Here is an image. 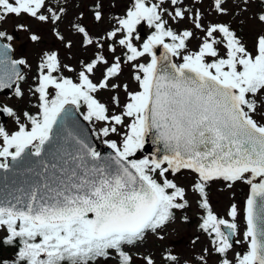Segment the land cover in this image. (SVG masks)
<instances>
[{"label": "snow or ice", "instance_id": "obj_1", "mask_svg": "<svg viewBox=\"0 0 264 264\" xmlns=\"http://www.w3.org/2000/svg\"><path fill=\"white\" fill-rule=\"evenodd\" d=\"M256 2L126 0L109 16L118 0H0V90L15 85L17 102L25 100L28 62L9 53L19 32L32 43L42 35L26 23L9 32V18L51 24L70 51L58 24L78 9L69 23L92 49L76 67L58 51L42 52L27 90L35 112L0 100V264H209L214 254L217 264H264V30L250 48L242 28L209 18L243 15ZM259 2L251 18L264 25ZM89 13L112 26L93 35L82 23ZM101 92L111 93L107 102ZM78 116L112 152L87 141ZM149 138L156 152L134 158ZM181 172L192 175L190 186L175 180ZM217 181L249 186L243 208L229 206L230 220L210 203ZM189 192L210 248L190 257L163 248L157 256L144 247L147 237L163 241L178 212L189 222Z\"/></svg>", "mask_w": 264, "mask_h": 264}, {"label": "rangeland", "instance_id": "obj_2", "mask_svg": "<svg viewBox=\"0 0 264 264\" xmlns=\"http://www.w3.org/2000/svg\"><path fill=\"white\" fill-rule=\"evenodd\" d=\"M63 3V0H60ZM52 3L55 5L57 0H52ZM76 3H79V0H76ZM119 7L114 9L112 13H109V16L119 15L124 11V4L126 0H118ZM261 5L259 0L256 3H253L248 12L243 15H234L232 17L229 16H221L215 17L210 16V19L219 20L220 22H230L233 28H242L241 35L244 40L248 43L251 48L252 41L256 35V33L264 30V25L259 24L256 20L252 19L253 13H256L260 10ZM78 11V9H72L68 13V17L58 24V30L62 35L65 36V42L71 40L73 43V47L69 51L64 47V44L56 39L53 35L51 24H40L35 20L21 18L18 20H13L9 18L8 22L4 25L5 28L8 29L9 32L12 31L13 23H26L29 24L33 31H37L42 35V40L40 43H32L27 40L28 33L19 32L16 41L14 42V54H18L19 58H24L27 60V66H22L24 71L25 80L21 87L25 90V100L17 102L14 99V96L6 97V95L0 96V100H3L5 103L9 105H17L20 108H24L27 106L29 111L35 112L36 109L31 105H35L37 101L30 97L27 90L34 85V77L37 75V65L40 61L41 55L43 51H58L60 53L61 59L64 62L71 64L73 67H76L77 59H85L87 60L92 55V49L89 48L84 50L81 45V37L76 34L75 30L72 28L69 21L75 22L76 17L73 15V12ZM242 22V23H241ZM82 23L87 25L91 30L93 35H96L98 32L103 29H107L112 26L109 20H105L101 24L95 23L91 14L89 13L85 18H83ZM187 22H182L181 27L186 26ZM196 41H192L190 47H194ZM119 54V52H118ZM14 56V55H13ZM21 56V57H20ZM65 75H72L65 71ZM99 75V74H98ZM122 81L128 82L130 81V72L125 71L124 75L121 77ZM134 88L135 85L133 84ZM1 95V94H0ZM111 96L110 92H101L100 97L105 102L108 101ZM123 93H121V100L123 101ZM31 100V105H27V101ZM7 126L9 129L13 128L12 121L10 119H6ZM88 123V122H87ZM89 124V123H88ZM91 130L96 132V129L93 125L89 124ZM96 139L103 145V138H98L95 135ZM109 139H118L115 135H111L108 137ZM173 178V177H169ZM178 184L188 187L193 182V177L188 172H181L176 177H174ZM210 193V203L213 207V210L224 219H231L227 216V211L229 206L232 203H236L241 209L244 206V202L247 199L249 194V186L244 183H236L232 186L231 189L227 188L222 181H217L212 183L208 189ZM198 197L192 193H188V199L190 200V208L186 210V214L190 218L188 223L182 222L179 217L181 213H177V220L171 223L167 230L164 233V240H158L154 236L149 235L147 237V242L144 245L146 249H151L153 253L159 256V253L163 248H168L174 250L176 253L180 254L183 257H190L193 252L199 253L201 248H210V238L207 237L198 227L200 223V217L203 215V210L199 209L196 205V199ZM237 222L240 226L241 231H243L245 227V223L243 220L242 214L237 218ZM199 236V241L193 246L191 241ZM239 238V237H237ZM233 251H240V246H234ZM231 258V253L229 254ZM209 264H217V257L214 254L209 260Z\"/></svg>", "mask_w": 264, "mask_h": 264}, {"label": "water", "instance_id": "obj_3", "mask_svg": "<svg viewBox=\"0 0 264 264\" xmlns=\"http://www.w3.org/2000/svg\"><path fill=\"white\" fill-rule=\"evenodd\" d=\"M9 55L11 56L12 59H14L13 58V52H10ZM21 70L24 74L22 66H21ZM14 87H15V85L13 86V88L0 90V94L11 96L14 93ZM2 119L6 120L7 117H2ZM77 119H78V126L80 128V131L89 143H91L93 146H95L97 148V150L102 153V155H108L110 152H112V150L107 145H101L100 144V142L96 139L95 134L91 130L90 125L87 123V121H84L82 119V117H79V116L77 117ZM156 148H157V146L154 145L151 142V138H149L148 142L146 143L145 149L138 152L136 154V156L139 153H143L147 156H150L156 152Z\"/></svg>", "mask_w": 264, "mask_h": 264}, {"label": "flooded vegetation", "instance_id": "obj_4", "mask_svg": "<svg viewBox=\"0 0 264 264\" xmlns=\"http://www.w3.org/2000/svg\"><path fill=\"white\" fill-rule=\"evenodd\" d=\"M13 55H14V58H15V59H20L19 56H18V54H14V52H13ZM20 57H21V56H20ZM22 58H23V57H22ZM22 84H23V81L20 82V85H22ZM0 96H2V95H0Z\"/></svg>", "mask_w": 264, "mask_h": 264}, {"label": "trees", "instance_id": "obj_5", "mask_svg": "<svg viewBox=\"0 0 264 264\" xmlns=\"http://www.w3.org/2000/svg\"><path fill=\"white\" fill-rule=\"evenodd\" d=\"M143 156H146V155L143 153H139V155H137L135 158L140 159V158H143Z\"/></svg>", "mask_w": 264, "mask_h": 264}]
</instances>
